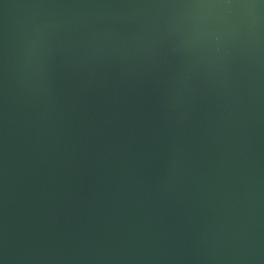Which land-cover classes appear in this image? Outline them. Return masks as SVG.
Masks as SVG:
<instances>
[{
    "label": "water",
    "instance_id": "1",
    "mask_svg": "<svg viewBox=\"0 0 264 264\" xmlns=\"http://www.w3.org/2000/svg\"><path fill=\"white\" fill-rule=\"evenodd\" d=\"M0 264H264V0H0Z\"/></svg>",
    "mask_w": 264,
    "mask_h": 264
}]
</instances>
